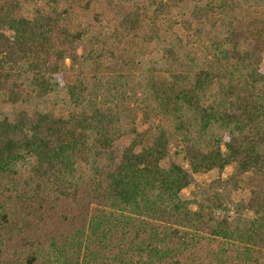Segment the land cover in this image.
<instances>
[{"label": "trees", "instance_id": "trees-1", "mask_svg": "<svg viewBox=\"0 0 264 264\" xmlns=\"http://www.w3.org/2000/svg\"><path fill=\"white\" fill-rule=\"evenodd\" d=\"M263 53L264 0H0V179L91 196L0 264H264ZM27 203L0 201V227Z\"/></svg>", "mask_w": 264, "mask_h": 264}, {"label": "rangeland", "instance_id": "rangeland-1", "mask_svg": "<svg viewBox=\"0 0 264 264\" xmlns=\"http://www.w3.org/2000/svg\"><path fill=\"white\" fill-rule=\"evenodd\" d=\"M6 34L12 35L9 31H6ZM84 47L85 44L83 43L82 50ZM261 68L264 71V53ZM55 114L57 117H63L61 108H58ZM137 124L139 130H142L141 119H138ZM253 132L256 136H264V119L255 125ZM130 140L131 136H125L113 144L110 151L114 154L115 164L120 161ZM170 149H178L177 143L173 142ZM177 162L184 169H188L181 157L177 158ZM168 165L167 160L161 162L162 167L166 168ZM233 169V166H229L222 176L226 177L231 174ZM218 175L216 170L194 175L192 185L181 193V197L184 200L190 199L192 191L196 190L199 185L217 178ZM8 180L9 177L0 179V201L7 203L9 207L18 200L28 198L27 205L32 209L28 213L17 214L9 223H3L0 227V254L4 263H13L20 259L23 262V259L32 253L34 246L40 244L47 246L53 238L58 239L77 229L84 208L86 209L91 202V196L87 194L89 190L86 188L72 197H64L48 190L41 192L43 189L35 184L27 186L18 181L19 185L12 186ZM245 180V187L233 194V199L236 201L248 200L250 190L258 184V180L251 176Z\"/></svg>", "mask_w": 264, "mask_h": 264}]
</instances>
